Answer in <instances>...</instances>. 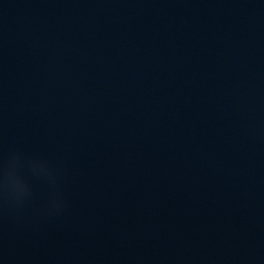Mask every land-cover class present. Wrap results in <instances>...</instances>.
<instances>
[{"label":"water","instance_id":"obj_1","mask_svg":"<svg viewBox=\"0 0 264 264\" xmlns=\"http://www.w3.org/2000/svg\"><path fill=\"white\" fill-rule=\"evenodd\" d=\"M0 264H264V0H0Z\"/></svg>","mask_w":264,"mask_h":264}]
</instances>
